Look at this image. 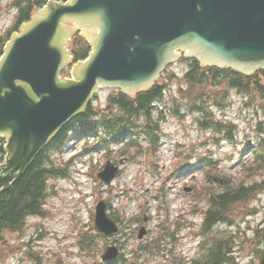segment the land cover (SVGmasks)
I'll return each mask as SVG.
<instances>
[{"label": "rangeland", "instance_id": "1", "mask_svg": "<svg viewBox=\"0 0 264 264\" xmlns=\"http://www.w3.org/2000/svg\"><path fill=\"white\" fill-rule=\"evenodd\" d=\"M13 1L0 0V36L15 26L17 11L12 7ZM171 66L169 71L179 76L188 68L179 62ZM171 88L176 92V83ZM113 90L101 88L96 106L105 107ZM255 102L247 107V98L232 90L225 113L212 109L213 116L224 124L236 125L235 143L202 129L198 115L184 102L181 107L172 103L164 113L166 121L161 126L158 154L149 152L134 162L120 159L123 156L118 146L113 147L111 156L104 150L89 152L86 138L72 135L62 154L65 161L74 160L72 178L50 181L45 217L29 218L22 233L3 234L0 264H100L108 245L121 247L126 264H173L172 252L177 254L175 257L203 258L200 261L204 262L217 241L231 237L237 245V264H250L255 250L258 257L253 262L258 264L264 250L262 238L257 239L258 231L264 230V191L251 202L235 204L230 223L203 233L209 197L224 192L218 184L209 190L206 167L213 163L229 175L233 180L230 186L264 182V170L247 177L243 168L247 161L246 167L251 166L264 135V108L257 97ZM108 161L124 162L121 174L109 185L97 176ZM101 200L107 201L110 214L121 227L119 234L108 240L99 237L94 229L95 210ZM142 227L148 233L140 240ZM174 232L175 241L168 243V234ZM81 241L84 248L79 245ZM160 241L164 251L143 252L142 247L148 243Z\"/></svg>", "mask_w": 264, "mask_h": 264}, {"label": "water", "instance_id": "2", "mask_svg": "<svg viewBox=\"0 0 264 264\" xmlns=\"http://www.w3.org/2000/svg\"><path fill=\"white\" fill-rule=\"evenodd\" d=\"M65 23L83 30L93 53L62 81L59 73L70 62ZM177 48L189 49L188 56L207 66L247 74L264 69V0L50 1L11 38L0 60V137L8 140L0 192L11 189L99 87L127 94L150 88L178 58ZM117 172L109 163L103 179L111 182ZM96 227L105 236L118 231L105 202ZM118 253L111 247L103 258Z\"/></svg>", "mask_w": 264, "mask_h": 264}, {"label": "trees", "instance_id": "3", "mask_svg": "<svg viewBox=\"0 0 264 264\" xmlns=\"http://www.w3.org/2000/svg\"><path fill=\"white\" fill-rule=\"evenodd\" d=\"M48 1L14 0L12 6L18 12L15 30L30 21L33 14L43 8ZM10 37L11 31L0 36V58ZM90 51L86 42L81 40L75 42L76 61L85 59ZM182 62L189 65L182 77H178L173 72H165L162 83L155 84L149 90L140 91L133 97L114 92L109 96L106 108L100 109L90 104L82 115L67 124L13 187L8 192L0 194V239L5 232L23 231L28 217L46 215L45 205L50 195L49 181L71 176L69 164L61 159L57 160L56 156L61 154L62 147L69 141L72 132L79 135L100 134L99 147H110L111 144H120L129 139L126 144L127 149L138 148L136 155H141V141L148 142L150 148L155 151L158 148L161 119L164 115L155 103H168L166 95L174 82H177L178 86L186 87V89L179 88L181 99L186 100L194 111L203 113L204 117L200 121L202 127L226 131L231 135L236 127L231 123L224 125L216 120L211 108L216 106L225 110L232 90L248 95L252 101L256 97L264 101V71L248 77L231 69L204 67L197 60L183 58ZM172 99L181 100L176 96H172ZM0 143L4 141L0 140ZM1 154H4L3 144H0ZM254 164H258L259 169L264 168V140L260 152L256 154ZM252 167V172L256 173L258 169ZM226 187L222 194L211 200L212 209L206 218L207 229L221 222L230 223L234 205L247 202L255 191V187L250 188L244 184L240 186L228 184ZM257 188H264V185H259ZM235 260L232 238H230L229 241H217L204 262L197 264H235Z\"/></svg>", "mask_w": 264, "mask_h": 264}]
</instances>
